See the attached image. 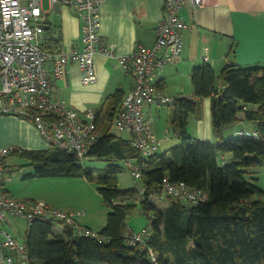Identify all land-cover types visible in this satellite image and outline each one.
<instances>
[{"label": "trees", "instance_id": "1", "mask_svg": "<svg viewBox=\"0 0 264 264\" xmlns=\"http://www.w3.org/2000/svg\"><path fill=\"white\" fill-rule=\"evenodd\" d=\"M46 24L50 26H44L42 46L59 53L61 34L55 35L54 26ZM193 68L195 96H180L173 103L172 127L182 143L165 152L159 149L144 157L132 137L112 132L125 97L120 89L96 110L98 137L85 157L104 161L105 167L86 165L85 158L56 147L12 151L34 167L27 177H86L97 181L105 203L112 207L98 231L100 237L79 235L64 221L57 220L64 223L59 230L56 220L36 218L26 236L29 264H264V189L257 177L247 179L253 168L264 165V64L228 63L219 73L209 63ZM208 97L218 141L189 134V117L201 114ZM240 121L252 122L258 136L223 133L226 125ZM219 153L231 154L232 160L220 163ZM128 159L140 166L143 182L122 188L119 173ZM165 177L204 189L209 198L193 205L179 200L164 190ZM164 195L169 203L158 205L154 198ZM140 204L151 219L152 233L145 244L133 245L127 240V220ZM150 247L157 260L150 256Z\"/></svg>", "mask_w": 264, "mask_h": 264}, {"label": "built area", "instance_id": "2", "mask_svg": "<svg viewBox=\"0 0 264 264\" xmlns=\"http://www.w3.org/2000/svg\"><path fill=\"white\" fill-rule=\"evenodd\" d=\"M50 1L75 7L83 20V47L52 54L42 46L46 18L43 0H0V115L31 120L50 147L85 158L98 137L95 112L89 111L88 120L79 119L74 107L56 97L53 79L63 77L68 64L79 62L83 82L93 83L97 80L95 56L98 53L117 56L123 69L135 75L136 85L125 95L113 125L132 135L134 146L144 157L159 151L161 141L153 132L144 106L173 104L175 99L161 92L154 76L181 54L183 30L194 28V24L181 16L182 7L186 4L202 7L212 0H165L164 16L158 24L155 43L150 46L138 44L132 54L121 56L116 53L114 44L100 45L101 8L106 0ZM50 62L52 68L48 67ZM237 134L258 136L255 130L247 129H241ZM14 149L0 146V264L30 262L26 240L20 241L6 227L10 222L9 215L26 218L29 226L39 216H46L75 226L79 235L100 237L98 231L77 223L76 216L83 215L82 211H64L42 200L28 203L6 193V159ZM124 163L133 168L136 177L143 176L140 166L133 160ZM163 187L175 198L192 205L209 198L206 190L192 188L184 181H171L168 177L164 178ZM151 233L149 228L129 230L127 240L133 245L145 244ZM149 253L157 260L152 247Z\"/></svg>", "mask_w": 264, "mask_h": 264}, {"label": "crops", "instance_id": "3", "mask_svg": "<svg viewBox=\"0 0 264 264\" xmlns=\"http://www.w3.org/2000/svg\"><path fill=\"white\" fill-rule=\"evenodd\" d=\"M48 2V8L43 4L46 15L44 26L49 28L46 22L51 23L55 35L61 34V51L82 48L83 20L75 7L64 3L53 4L50 0ZM164 8L165 0H106L101 8L100 45L114 44L120 56L132 54L138 44L153 45ZM180 14L185 21L194 24V28L183 30L181 54L154 76L155 82L161 83L159 89L163 94L172 98L194 97L193 67L204 63L211 64L218 73L228 63L240 66L264 64V0H212L202 7L186 4ZM48 67L52 68L51 62ZM95 67L97 80L93 83L83 82V70L79 62L68 64L65 75L53 79L56 97L74 107L81 120H88L89 111L96 112L108 95L119 89L126 95L136 85L135 75L123 69L117 56L108 57L98 53ZM201 105V114L189 117V134L191 132L195 135L192 137L202 141H218L212 127V98H206ZM153 106L146 104L144 109L149 122H152L153 132L161 141L160 151L165 152L177 140L170 138L167 128L154 123V116L159 110ZM240 116L243 117V114ZM246 123L240 121L226 125L222 129L223 133L226 136L236 135L239 130L246 128ZM123 137L131 138L132 135ZM0 146L31 150L50 147L34 122L15 115H0ZM163 147L165 150L162 151ZM6 164L8 173L4 179V189L19 199L22 189L17 184V174L11 173L9 156ZM41 200L64 211L73 210L64 209L45 196ZM77 223L96 231L101 229H96L87 219L77 218ZM129 230L136 231L133 228Z\"/></svg>", "mask_w": 264, "mask_h": 264}, {"label": "rangeland", "instance_id": "4", "mask_svg": "<svg viewBox=\"0 0 264 264\" xmlns=\"http://www.w3.org/2000/svg\"><path fill=\"white\" fill-rule=\"evenodd\" d=\"M49 0H44L43 4L45 8L49 7ZM158 107V112L154 116V123H157L161 127L168 129V134L171 139L177 140L176 143H182V139L177 138V135L172 127L171 116H173L174 109L173 104L155 105ZM152 117V115L150 114ZM151 120V118H150ZM152 123V122H151ZM247 130H252L254 125L252 122L246 123ZM112 132L121 135L129 136L130 133L124 130H119L116 125H113ZM226 132V131H225ZM191 136H195L190 132ZM238 135V134H236ZM166 136V134H165ZM173 144V145H174ZM162 151L165 148H161ZM219 162H229L232 160V155L219 153ZM86 165L103 168L106 166V162L85 158L83 161ZM226 163V162H225ZM9 164L12 174H17L19 181L18 186L22 189V195L19 197L20 200L28 203H33L41 200L44 196L50 201L60 204V207L64 209L72 208V211H82L84 214L76 216V219H87L96 229L103 228L108 219V213L112 210V207L105 203L102 194L98 190L97 181L90 180L86 177H65V176H35V177H24L29 172H34V167L28 164V159L19 155H9ZM247 175V179H254L257 177V183L264 189V165L252 169ZM120 187L131 188L136 185H142L143 177H136L133 174V168L124 163V170L119 173ZM156 196L154 200L158 205H167L169 199L166 195ZM11 223H6V227L9 228L20 241H24L27 236V229H29V223L26 218L21 216L9 215ZM128 227L133 228L136 231H141L144 228L151 229V219L148 215L141 211L140 207L128 217ZM55 227L61 230L64 226L63 222L56 220ZM22 264V263H20Z\"/></svg>", "mask_w": 264, "mask_h": 264}, {"label": "water", "instance_id": "5", "mask_svg": "<svg viewBox=\"0 0 264 264\" xmlns=\"http://www.w3.org/2000/svg\"><path fill=\"white\" fill-rule=\"evenodd\" d=\"M46 28H48V26Z\"/></svg>", "mask_w": 264, "mask_h": 264}, {"label": "bare ground", "instance_id": "6", "mask_svg": "<svg viewBox=\"0 0 264 264\" xmlns=\"http://www.w3.org/2000/svg\"><path fill=\"white\" fill-rule=\"evenodd\" d=\"M29 228V227H28Z\"/></svg>", "mask_w": 264, "mask_h": 264}]
</instances>
